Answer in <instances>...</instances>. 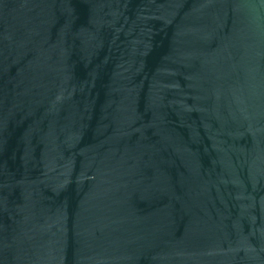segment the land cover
<instances>
[{
    "label": "water",
    "instance_id": "95a60500",
    "mask_svg": "<svg viewBox=\"0 0 264 264\" xmlns=\"http://www.w3.org/2000/svg\"><path fill=\"white\" fill-rule=\"evenodd\" d=\"M0 264H264V0H0Z\"/></svg>",
    "mask_w": 264,
    "mask_h": 264
}]
</instances>
